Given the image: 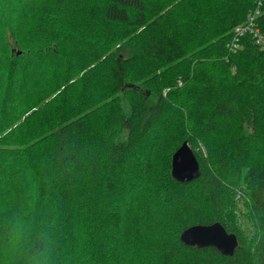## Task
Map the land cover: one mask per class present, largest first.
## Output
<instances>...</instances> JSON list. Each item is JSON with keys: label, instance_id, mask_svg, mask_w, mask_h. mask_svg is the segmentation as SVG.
<instances>
[{"label": "trees", "instance_id": "obj_1", "mask_svg": "<svg viewBox=\"0 0 264 264\" xmlns=\"http://www.w3.org/2000/svg\"><path fill=\"white\" fill-rule=\"evenodd\" d=\"M251 15L264 38V0H0V264H26L18 216L50 264H264ZM185 140L201 173L179 181ZM215 222L232 254L183 241Z\"/></svg>", "mask_w": 264, "mask_h": 264}, {"label": "water", "instance_id": "obj_2", "mask_svg": "<svg viewBox=\"0 0 264 264\" xmlns=\"http://www.w3.org/2000/svg\"><path fill=\"white\" fill-rule=\"evenodd\" d=\"M198 159L185 140L172 156V175L179 181H189L200 175ZM182 239L189 245L198 247L213 245L224 254H232L239 245L234 233H230L220 223L195 224L186 229Z\"/></svg>", "mask_w": 264, "mask_h": 264}, {"label": "clouds", "instance_id": "obj_3", "mask_svg": "<svg viewBox=\"0 0 264 264\" xmlns=\"http://www.w3.org/2000/svg\"><path fill=\"white\" fill-rule=\"evenodd\" d=\"M12 243L14 248L26 252V264H50L53 240L46 230L37 231L31 219L22 216L15 219Z\"/></svg>", "mask_w": 264, "mask_h": 264}, {"label": "built area", "instance_id": "obj_4", "mask_svg": "<svg viewBox=\"0 0 264 264\" xmlns=\"http://www.w3.org/2000/svg\"><path fill=\"white\" fill-rule=\"evenodd\" d=\"M255 16L251 15L248 22L242 26H238L236 28L237 34L242 35L244 32H252L253 35L256 37L257 42L264 45V38L262 33L260 32L259 28L255 25ZM238 47V43L234 42L232 44V48L236 49Z\"/></svg>", "mask_w": 264, "mask_h": 264}]
</instances>
